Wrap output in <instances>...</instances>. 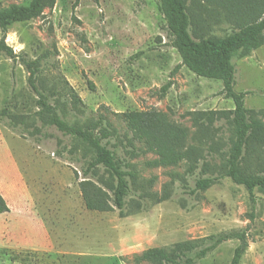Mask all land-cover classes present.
<instances>
[{
    "label": "rangeland",
    "instance_id": "rangeland-1",
    "mask_svg": "<svg viewBox=\"0 0 264 264\" xmlns=\"http://www.w3.org/2000/svg\"><path fill=\"white\" fill-rule=\"evenodd\" d=\"M30 1L0 0V12ZM183 1L195 40L231 31L222 0ZM3 36L37 61L38 86L65 120L95 123L100 136L111 131L102 143L132 175L121 212L112 171L99 165L85 174L94 148L40 118L30 72L3 52L0 193L12 212L0 214V264H152L135 255L247 227L240 264H264V187L255 189L251 221L248 189L221 175L233 145L226 112L234 101L221 80L181 64L160 0H57L6 33L0 28ZM233 63L235 90L251 91L245 105L264 123V44ZM131 112L157 119L156 139L132 128ZM250 170L258 171L254 162ZM204 177L219 178L196 190ZM238 244L227 240L197 264H231Z\"/></svg>",
    "mask_w": 264,
    "mask_h": 264
},
{
    "label": "trees",
    "instance_id": "trees-1",
    "mask_svg": "<svg viewBox=\"0 0 264 264\" xmlns=\"http://www.w3.org/2000/svg\"><path fill=\"white\" fill-rule=\"evenodd\" d=\"M57 0H31L27 5H13L5 12H0V28L6 33L8 28L19 21L37 17L45 7H53ZM221 1V0H220ZM223 19L229 22L231 31L223 37H200L195 40L190 31V15L183 0H160L161 11L165 16L173 39V46L179 51L182 65L188 66L194 73L207 78L219 79L227 97L233 99L235 107L226 112L233 125V145L226 160L222 176L230 177L236 184L244 185L250 194L252 211L251 221L255 220L257 187H264V123L257 117L260 112L248 109L245 99L251 91L235 90L236 68L233 59L243 56L264 44V0H222ZM216 14L208 19L217 20ZM5 53L15 62H22L30 72L29 83L38 94V115L47 124L55 126L64 134L71 135L90 145L96 151V157L90 162L85 174L89 175L97 166L103 165L112 171L117 184L113 188L114 203L122 212L125 197L129 189L127 175H132L122 169L115 151L102 143V139L111 136V131L101 129V136L95 133L97 124L69 123L65 120L55 105L38 86L39 68L36 60H29L16 53L7 45L6 37L0 40V57ZM171 83L163 90L167 91ZM72 102L77 106L79 99L72 95ZM132 128L140 134H148L156 139V118L145 113L131 112L126 115ZM257 172L251 171L252 163ZM219 177H204L196 182V190H206ZM89 207L93 208L92 205ZM11 211L7 199L0 193V214ZM249 227L231 232H221L200 239L177 242L168 247H151L141 254L135 255L138 263L152 264H197L216 250L223 242L231 239L239 240L235 248L231 264H240L249 246Z\"/></svg>",
    "mask_w": 264,
    "mask_h": 264
},
{
    "label": "crops",
    "instance_id": "crops-1",
    "mask_svg": "<svg viewBox=\"0 0 264 264\" xmlns=\"http://www.w3.org/2000/svg\"><path fill=\"white\" fill-rule=\"evenodd\" d=\"M10 212H12V208H11V211ZM7 213H9V212H7Z\"/></svg>",
    "mask_w": 264,
    "mask_h": 264
}]
</instances>
